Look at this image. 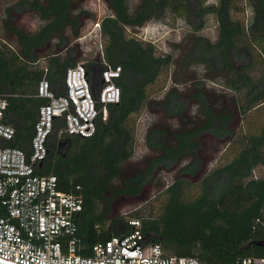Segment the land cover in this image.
<instances>
[{
    "label": "trees",
    "instance_id": "obj_1",
    "mask_svg": "<svg viewBox=\"0 0 264 264\" xmlns=\"http://www.w3.org/2000/svg\"><path fill=\"white\" fill-rule=\"evenodd\" d=\"M5 1L0 94L9 95L4 122L17 131L6 146L30 152L38 110L46 103L37 96L38 75L44 71L33 70L34 63L47 60L48 79L60 94L65 93L68 68L102 61V53L108 63L122 68L117 83L120 103L107 106V120L100 115L96 134L87 139L63 132L59 137L65 123L58 119L48 141L49 154L36 168L38 175L57 176L65 192L81 187L83 209L76 218L81 255H91L96 243L111 236L140 229L167 255L195 257L201 264H241L247 257H264V246L257 244L264 242V178L254 176L264 166V126L257 134L241 135V149L230 162L211 167L218 152L238 138L239 114L264 103V79L255 81L250 74L253 49L259 47L264 54V0H247L253 12L248 26L233 17L237 0H218L207 8L198 0L200 11L185 0H88L104 4L103 17L83 0ZM185 9L200 17L216 14V41L196 34L202 25L195 27L183 58L185 69L201 64L207 72L198 81L196 74L189 75L183 82L190 86L182 91L173 88L158 102L161 118L149 127L145 139L152 154L137 162V136L128 121L153 102L147 89L174 58L158 56L153 44L130 37L129 32L135 34L168 11ZM27 14L45 25L38 32L27 31L20 24V17ZM87 21L101 25L102 52L88 51L81 42ZM217 78L223 79L220 87L208 85L207 80ZM163 172L172 174L173 181L165 186L167 200L156 216L142 208L127 220L114 216L116 200L137 198L160 185L157 177ZM200 181L202 193L189 200L188 187Z\"/></svg>",
    "mask_w": 264,
    "mask_h": 264
},
{
    "label": "built area",
    "instance_id": "obj_2",
    "mask_svg": "<svg viewBox=\"0 0 264 264\" xmlns=\"http://www.w3.org/2000/svg\"><path fill=\"white\" fill-rule=\"evenodd\" d=\"M92 26L102 38L100 23ZM103 48L97 47L101 52ZM121 76V66L108 63L102 53V61L68 68L64 78L65 93L60 94L53 89L46 70L37 87V96L46 103L38 110L29 153L5 145L15 139L17 131L4 122L9 95L0 94L1 262L201 264L195 257L167 255L160 244L149 242L140 229L122 236H111L96 243L91 255H81L76 222L83 209V198L79 194L81 187L75 186L74 192H65L60 189L57 176L36 173L37 166L42 165L49 154L48 141L58 119H63L65 133L70 136L88 139L96 134L100 115L107 120V106L120 103L122 92L117 83ZM241 264H264V257H247Z\"/></svg>",
    "mask_w": 264,
    "mask_h": 264
},
{
    "label": "rangeland",
    "instance_id": "obj_3",
    "mask_svg": "<svg viewBox=\"0 0 264 264\" xmlns=\"http://www.w3.org/2000/svg\"><path fill=\"white\" fill-rule=\"evenodd\" d=\"M83 0L84 6L87 5L90 11L99 14V17H103L107 14L105 6L100 1L87 2ZM190 5L197 7L198 0H185ZM203 1L201 8H207L212 5H217L218 0H201ZM87 3V4H86ZM187 4V5H189ZM6 1L0 0V23L5 16ZM197 12V11H196ZM233 17L242 21L246 26L251 23L253 12L248 5L247 0H237ZM87 21L86 35L81 39L85 48L88 51L94 49H101L103 46V39L100 38L98 30L94 29V26ZM20 24L29 32L35 33L41 29L45 22L38 18L34 14H27L20 17ZM202 25V28L196 32V34L209 38L211 41H216L218 36V22L215 13H206L203 17L195 16L185 11H168L161 20H154L147 23L143 28L136 31V33H130V37L151 43L156 48V54L158 56L171 55L174 58V63L166 67L155 84L151 85L147 89L148 100L152 103L145 105L139 114L132 115L128 121V124L133 128L134 134L137 136L135 161L140 162L146 156L152 154L146 145L145 139L148 133L149 127L161 118L162 107L158 104L160 100L169 93L173 88H178L182 91L185 86H190L191 83L185 84L183 81L187 79L189 75L193 77L196 74L197 81L202 80L205 77L207 70L201 64H192L188 69H185L183 58L187 51L188 40L192 33H195V27ZM1 26V24H0ZM1 45H5L1 43ZM8 49L14 51L13 46L6 45ZM259 47L253 49L254 62L253 69L250 71L251 76L255 81L264 79V54L260 51ZM47 60L40 59L39 62L34 63L33 70L44 71L46 73ZM189 71V73H188ZM44 73L39 74L38 78H41ZM189 78V77H188ZM223 82L222 78L207 80V83L211 87H220ZM242 93L238 94L242 97ZM195 111V108H193ZM264 126V103L255 107L250 112L239 114L237 124V137L232 142L225 145V148L218 152L216 162L212 164V169L222 166L230 162L240 151L241 145L238 143L239 138L243 134H257ZM65 132L64 128L60 131L59 137ZM64 148V145L61 146ZM219 149L221 148L218 147ZM256 178H264V166L257 168L254 172ZM157 181L160 185L156 184L150 189L144 190L137 198H119L115 201L112 210L115 217L128 219L131 215H134L139 209H144V212L149 213L152 211V215H157L162 209L163 204L167 200L165 193V186L172 183V174L161 173L157 177ZM202 193V182H195L191 184L187 191V198L194 199ZM140 227V226H138Z\"/></svg>",
    "mask_w": 264,
    "mask_h": 264
},
{
    "label": "water",
    "instance_id": "obj_4",
    "mask_svg": "<svg viewBox=\"0 0 264 264\" xmlns=\"http://www.w3.org/2000/svg\"><path fill=\"white\" fill-rule=\"evenodd\" d=\"M257 244L260 245V246H264V242L263 241H259V242H257ZM0 264H6V263H3V262L0 261Z\"/></svg>",
    "mask_w": 264,
    "mask_h": 264
}]
</instances>
